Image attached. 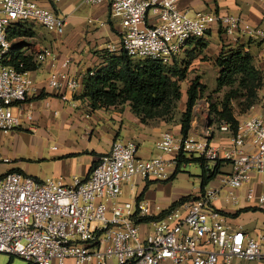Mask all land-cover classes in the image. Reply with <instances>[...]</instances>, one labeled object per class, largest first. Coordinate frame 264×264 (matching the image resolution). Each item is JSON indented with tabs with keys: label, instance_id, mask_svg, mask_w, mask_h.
Listing matches in <instances>:
<instances>
[{
	"label": "built area",
	"instance_id": "2783aa9c",
	"mask_svg": "<svg viewBox=\"0 0 264 264\" xmlns=\"http://www.w3.org/2000/svg\"><path fill=\"white\" fill-rule=\"evenodd\" d=\"M84 1H107L110 15L120 19L119 44H107L108 52L124 50L133 57L171 63L187 40L203 36L212 22L219 23L232 40L246 36L264 42L262 27L231 13L197 11L189 15L178 7L180 0ZM17 21H34L58 33L65 25L63 16L35 0H0L2 132L20 124L13 105L25 99L32 85L30 70L22 69L21 62L18 66L10 63L8 28ZM49 55H53L51 48L43 47L37 59ZM47 84L75 89L79 83L75 75L53 68ZM24 117L31 119V114ZM215 124L230 133L227 142L213 143L208 129L202 135L164 130L155 141L160 153L149 158L138 156L135 141L114 139L89 174L84 178L75 175L70 183L5 171L0 175V252L22 256L33 264H52V259L56 264H66L68 259L73 264H216L228 263L233 257L264 260V232L253 236L233 227L214 204L223 188L227 199L237 203L242 188L243 198L264 210V94L237 118L235 130L225 120ZM186 153L202 157L206 167L221 161L230 168L220 171L216 182L207 183L200 194L159 217L155 216L164 210L159 203L120 199L123 183L134 178L167 179L178 154ZM144 216L150 218L139 222ZM141 222L146 225L143 237Z\"/></svg>",
	"mask_w": 264,
	"mask_h": 264
},
{
	"label": "crops",
	"instance_id": "0c3cea01",
	"mask_svg": "<svg viewBox=\"0 0 264 264\" xmlns=\"http://www.w3.org/2000/svg\"><path fill=\"white\" fill-rule=\"evenodd\" d=\"M35 1L40 6L49 8L56 15L63 16L65 25L63 32L58 33L34 21H23L21 24L29 34L11 37V43L17 44L23 53L33 52L32 54L37 55L41 48L48 47L51 48L53 55L42 60L37 59L36 68L30 70L32 79L30 91L24 100L17 101L13 105V111L20 115V124L11 131H0V143L6 136L12 137V133L22 134L25 141L31 139L34 147L39 151V164L30 169L29 165L21 163L20 159L12 163L8 156H3L1 160L10 163L4 172L20 170L37 179L53 177L70 183L75 175L86 177L91 165L101 154L109 150L114 139L135 141L137 154L140 157L149 158L159 154L155 141L161 132L171 130L180 133V113L185 107L186 93L181 92V101L171 120L157 118L142 122L131 110L128 101L107 107L91 108L88 99L81 96L83 79L89 72L105 64L107 44H119L122 30L119 17L110 15L107 1L98 3H87L84 0ZM178 7L189 15H194L197 11L235 14L251 25L264 29V0H180ZM201 43L203 44H196L194 37L189 38L184 49L175 56L177 63L184 66L187 62L186 77L183 80L189 83L192 78H188V75L193 73L199 76L201 83L207 85L203 73L210 67L215 84L219 70L214 63L215 57L222 49L242 45L245 50L250 51L254 64L263 72L264 87L263 41H256L246 36L232 40L222 32L219 23L212 22L201 37ZM31 44L32 48H30ZM33 49L34 51L31 52ZM65 59H68L67 65L62 66ZM53 68L75 75L78 86L75 89H69L64 85L49 86L47 76ZM207 105L205 98H197L192 108L188 133L202 135L208 129L213 143L227 142L230 137L229 132L219 130L215 123L206 122L209 117ZM25 113L31 114V119H25ZM53 146L55 148H52ZM164 156L168 157L167 154ZM229 168L228 163H222L220 166L221 171ZM171 175L168 179H171ZM168 179L136 178V199L140 195L139 199L150 201L147 190L152 187L154 181ZM215 182V177L209 181V183ZM188 190L190 191L187 189L183 191L184 193L176 195L170 203L177 200L176 197L179 195L190 193ZM238 193L239 201L233 203L227 199V189L223 188L219 191L214 204L224 213L233 227H241L243 231L258 236L264 232V210L254 202H247L242 196V188ZM130 197L131 195L126 196L121 193L120 199L127 200ZM160 205L165 209L168 204ZM66 264L73 263L68 259ZM216 264H264V260L249 261L233 257L228 263L219 261Z\"/></svg>",
	"mask_w": 264,
	"mask_h": 264
},
{
	"label": "trees",
	"instance_id": "16d2710c",
	"mask_svg": "<svg viewBox=\"0 0 264 264\" xmlns=\"http://www.w3.org/2000/svg\"><path fill=\"white\" fill-rule=\"evenodd\" d=\"M21 22L23 21H17L8 28L9 39L15 35L29 34ZM201 37L194 38L196 44H203ZM105 53V64L93 70L91 74L88 73L83 79L81 96L88 99L90 107L93 109L107 107L128 101L131 110L142 122L157 118L171 120L177 101L181 98L180 82L186 77L187 62L183 66L177 63L174 57L171 63H164L157 58L133 57L124 50L118 52L106 50ZM37 61V55L23 53L17 44H11L10 63L18 66L21 62L22 69L32 70L36 68ZM214 63L219 67L214 90L227 89L218 101H211L207 98L210 124L225 120L235 130L237 118L233 114L231 99L240 96L246 106L255 102L257 91L263 83V72L254 64L250 51L245 50L242 45L222 49L215 57ZM205 88L206 85L199 81L198 75L188 83L185 91V107L180 113V134L186 135L189 132L193 105L197 98L202 96ZM191 160L200 163L201 180L198 192L200 194L204 186L221 171L222 162L219 161L213 168H210L205 166L202 157L193 155L186 157L178 154L175 171L171 178L180 170L183 162ZM192 197H180L155 217L161 216L176 204ZM139 198L140 195L137 199ZM149 218L144 216L138 221H146ZM11 258L10 256L9 259Z\"/></svg>",
	"mask_w": 264,
	"mask_h": 264
},
{
	"label": "rangeland",
	"instance_id": "374dc122",
	"mask_svg": "<svg viewBox=\"0 0 264 264\" xmlns=\"http://www.w3.org/2000/svg\"><path fill=\"white\" fill-rule=\"evenodd\" d=\"M30 48H32V44ZM32 51H34V49L31 50V52ZM203 74H204V81L206 82L207 85H206L205 90L202 93V96L200 97H203L206 100L207 98L208 100L210 98L211 101L220 100L223 97L224 90H226L227 88H223L218 91L214 90L216 84H214L213 72L210 67H209V70L204 71ZM194 76L195 74L190 73L188 75V78H193ZM186 85H188L187 80H183L180 82V88L183 94L185 93V90L187 88ZM263 94H264V87L262 83L261 87L257 91V96H256L257 99L259 98V96ZM242 99L243 98L240 96L237 98L231 99V103L233 107V114L235 115L236 118H240L244 116L249 110L250 105L246 106L245 103L242 101ZM180 101H181L180 99L177 101V105L174 111H177V107L179 106ZM208 106L209 104L207 105V107ZM206 122H210L209 117L207 118ZM12 134H13L12 137L6 136L4 140L2 141V143H0V175L4 173V170L10 164V163H5L1 160L3 156H8L9 159L13 161L12 163H14L15 161L17 162V160L20 159V162L23 164L25 163L29 165L30 169L37 167L38 166L37 164H39V161H38L39 151L37 148L34 147V142L31 141V139L28 141H25L22 134H19V133L18 134L16 133L15 135L14 133ZM17 137L19 138L17 139ZM185 156L191 157L189 153H186ZM193 156L198 157L197 155H193ZM22 158L26 160H23ZM174 167L175 166H170L169 170L171 172H174L175 171ZM200 173H201V167L198 161L191 160L189 162H183L181 164L180 170L175 173V176L173 178L171 179L167 178L168 180L166 181H158V182L156 180L154 181L155 183L152 185V187H150V189L147 190V193L149 194L148 198L150 199V201H153L154 203L168 204L166 206L168 207L171 204L170 202L176 195L184 193L183 191H187V189H190V191L188 190L190 193H187L185 195L184 194L179 195L176 198L179 199L182 196L192 197L194 194L198 193V190H200V180H201ZM134 180L135 178L130 179L126 183L122 184V193L126 196L131 195L130 199L135 204L136 202L135 194L137 190V185H136V180L135 181ZM132 184H133V187H132ZM144 227H145V224L141 223L140 224V230H141L140 235L142 237L144 235V231H143ZM9 258H10L9 254L0 252V264H33L32 262L24 259L22 256L13 255L11 260ZM51 262L52 264H56L55 260L53 259Z\"/></svg>",
	"mask_w": 264,
	"mask_h": 264
}]
</instances>
